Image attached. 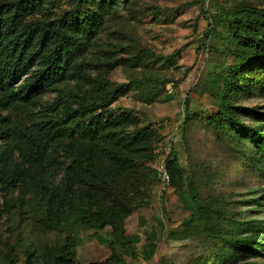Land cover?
I'll list each match as a JSON object with an SVG mask.
<instances>
[{
  "label": "trees",
  "instance_id": "obj_1",
  "mask_svg": "<svg viewBox=\"0 0 264 264\" xmlns=\"http://www.w3.org/2000/svg\"><path fill=\"white\" fill-rule=\"evenodd\" d=\"M54 2L0 0V194L32 187L44 225L64 233L62 243L43 251V264H76L75 227L122 239L121 252L110 242L109 257L93 264H127L123 252L147 260L154 241L139 253L138 236L126 234L123 223L145 199L148 181L157 180L148 164L161 152L148 127L111 108L127 85L113 84L106 72L131 57L96 63L88 57L110 16L128 0H72L57 10ZM224 16L235 65L221 79L207 123L222 133L239 175L256 178L263 193L251 201L258 203L264 201V105L245 106L241 97H264V8L238 6ZM172 156L171 150L166 167L171 185L179 187L182 172ZM191 192L195 209L188 219L207 221L208 264H264L255 260L264 257L263 220H236ZM32 257L26 252L22 264ZM16 261L8 248L4 264Z\"/></svg>",
  "mask_w": 264,
  "mask_h": 264
},
{
  "label": "rangeland",
  "instance_id": "obj_2",
  "mask_svg": "<svg viewBox=\"0 0 264 264\" xmlns=\"http://www.w3.org/2000/svg\"><path fill=\"white\" fill-rule=\"evenodd\" d=\"M71 2L55 0L54 8L69 7ZM238 6L261 9L264 0H128L119 4L91 46L88 57L95 63L106 57H131L106 72L113 84L127 85L111 108L135 116L140 126L148 127L149 138L156 140L161 154L170 143L168 152L172 150L182 172L180 186L171 185L166 191L150 179L145 199L125 218L126 234L139 238L135 244L139 253L149 241L155 243L147 260L123 252L127 264L209 263L212 245L205 237L207 221L188 219L195 209L191 189L207 207H222L236 220L264 221L263 199L251 201L263 193L256 190V178L239 175V165H234V156L226 150L222 133L207 123V117L215 113L221 79L235 65L227 51L231 36L224 15ZM96 73V68L91 70V77ZM53 96L45 99L51 101ZM241 101L245 106L264 105L259 95H242ZM154 164L148 165L154 169ZM36 198L32 187L0 194V264L10 247L15 264L23 263L26 252H33L31 264H43V251L62 243L64 233L44 225ZM73 233L80 241L76 264L107 259L110 242L122 251L119 235L78 227ZM260 259L264 257L255 260Z\"/></svg>",
  "mask_w": 264,
  "mask_h": 264
},
{
  "label": "built area",
  "instance_id": "obj_3",
  "mask_svg": "<svg viewBox=\"0 0 264 264\" xmlns=\"http://www.w3.org/2000/svg\"><path fill=\"white\" fill-rule=\"evenodd\" d=\"M166 149L168 151L170 150V143L167 144ZM168 151L161 154L154 164V171L161 191H166L171 186L170 174L166 167V157L169 154Z\"/></svg>",
  "mask_w": 264,
  "mask_h": 264
}]
</instances>
